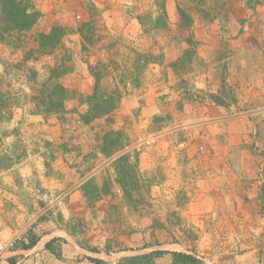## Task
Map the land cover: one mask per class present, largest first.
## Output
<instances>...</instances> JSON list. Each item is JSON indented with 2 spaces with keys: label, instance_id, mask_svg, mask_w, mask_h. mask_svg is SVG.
<instances>
[{
  "label": "rangeland",
  "instance_id": "obj_1",
  "mask_svg": "<svg viewBox=\"0 0 264 264\" xmlns=\"http://www.w3.org/2000/svg\"><path fill=\"white\" fill-rule=\"evenodd\" d=\"M32 3L31 29L0 42V264H88L78 243L108 244L107 264H264V0ZM57 67L64 110L40 114L31 91ZM94 75L118 102L86 124ZM53 232L60 259L41 244Z\"/></svg>",
  "mask_w": 264,
  "mask_h": 264
},
{
  "label": "trees",
  "instance_id": "obj_2",
  "mask_svg": "<svg viewBox=\"0 0 264 264\" xmlns=\"http://www.w3.org/2000/svg\"><path fill=\"white\" fill-rule=\"evenodd\" d=\"M39 17V13L34 9L32 0H0V42L5 41L6 36L12 34L18 36L19 34L29 31L31 27L35 24ZM139 20V18H138ZM59 28H54L49 34L39 35V45L37 50L40 53L48 54L52 49L60 42L62 34ZM60 67L51 70L48 78L49 88L44 89V86L39 88H33L31 91L30 100L38 108L40 114H57L64 110V103L67 98V91L57 82L58 70ZM95 87L93 94L86 97L87 111L82 115L84 123H89L90 121L106 116L110 114L115 108L118 99L115 98L114 94H106L98 89V75L95 76ZM47 83V82H46ZM3 95L0 93V120L3 118V107L7 104L5 101L1 100ZM220 97H215L214 102L219 106H223L224 102ZM8 106V105H7ZM128 156L123 155L121 158L127 159ZM125 178V177H124ZM123 180V179H122ZM120 188L123 190L124 194L129 193L133 187L125 181H118ZM82 222L83 221H79ZM39 237L30 233L27 240L20 241L18 250H29L32 249L37 242ZM66 241L62 238H53L44 245V250L53 255L56 259L61 258V251H56L53 245L56 243H65ZM177 243V242H176ZM80 248L87 252L94 254H105L109 255L113 253L108 244H105L102 248L100 247H86L78 243ZM163 256H169L172 264H205L200 258L194 254L183 253L178 251H165V250H155L146 254L125 257L120 259L118 264H153L155 259L162 258ZM83 260L91 264H107L101 259L92 257H83ZM15 257L8 259L9 264H14Z\"/></svg>",
  "mask_w": 264,
  "mask_h": 264
},
{
  "label": "crops",
  "instance_id": "obj_3",
  "mask_svg": "<svg viewBox=\"0 0 264 264\" xmlns=\"http://www.w3.org/2000/svg\"><path fill=\"white\" fill-rule=\"evenodd\" d=\"M55 233L56 232H53V233H50V234H46L45 236H44V241L41 243L42 244V247L44 248V245L47 243V242H49L51 239H53V238H56V236H59L58 238H63L64 239V237H63V235H55ZM41 240V239H40ZM39 242V241H38ZM37 242V243H38ZM37 245V244H36ZM35 245V246H36ZM34 246V247H35ZM33 247V248H34ZM33 248L32 249H29V250H22V251H20V252H25V251H31V250H33ZM86 257H92V258H97V259H101V260H104L103 258H107V257H109L108 255H105V254H94V253H90V252H87V251H85V254H84ZM84 261H86V260H84ZM87 262V261H86ZM88 264H91V263H89V262H87Z\"/></svg>",
  "mask_w": 264,
  "mask_h": 264
},
{
  "label": "built area",
  "instance_id": "obj_4",
  "mask_svg": "<svg viewBox=\"0 0 264 264\" xmlns=\"http://www.w3.org/2000/svg\"><path fill=\"white\" fill-rule=\"evenodd\" d=\"M151 142H152L151 139H146L145 141H142V143H144L145 145H149ZM137 150L138 151L140 150V145L137 146ZM7 245H10V244H5L4 245L3 243L0 242V251L2 252L4 250H6L7 249Z\"/></svg>",
  "mask_w": 264,
  "mask_h": 264
}]
</instances>
